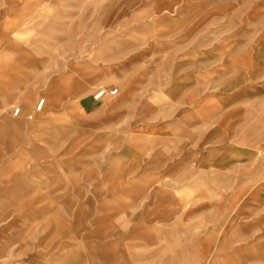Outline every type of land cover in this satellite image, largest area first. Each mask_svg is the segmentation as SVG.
Instances as JSON below:
<instances>
[{
	"label": "rangeland",
	"instance_id": "rangeland-1",
	"mask_svg": "<svg viewBox=\"0 0 264 264\" xmlns=\"http://www.w3.org/2000/svg\"><path fill=\"white\" fill-rule=\"evenodd\" d=\"M263 195L264 0H0V264H230Z\"/></svg>",
	"mask_w": 264,
	"mask_h": 264
},
{
	"label": "crops",
	"instance_id": "crops-1",
	"mask_svg": "<svg viewBox=\"0 0 264 264\" xmlns=\"http://www.w3.org/2000/svg\"><path fill=\"white\" fill-rule=\"evenodd\" d=\"M232 222L230 264H264V213L244 215Z\"/></svg>",
	"mask_w": 264,
	"mask_h": 264
},
{
	"label": "built area",
	"instance_id": "built-area-1",
	"mask_svg": "<svg viewBox=\"0 0 264 264\" xmlns=\"http://www.w3.org/2000/svg\"><path fill=\"white\" fill-rule=\"evenodd\" d=\"M119 93V90L118 88H107V87H102L101 89H99L96 93H95V99H103V98H106V97H113V96H116L118 95ZM44 104V100H42L41 104H40V107L41 108ZM21 109L18 108L16 111H15V115H18L20 113Z\"/></svg>",
	"mask_w": 264,
	"mask_h": 264
},
{
	"label": "bare ground",
	"instance_id": "bare-ground-1",
	"mask_svg": "<svg viewBox=\"0 0 264 264\" xmlns=\"http://www.w3.org/2000/svg\"><path fill=\"white\" fill-rule=\"evenodd\" d=\"M44 101H45V99H44ZM40 102H41V100L39 101V103H40ZM39 103H38V105H39ZM38 105H37V106H38Z\"/></svg>",
	"mask_w": 264,
	"mask_h": 264
}]
</instances>
